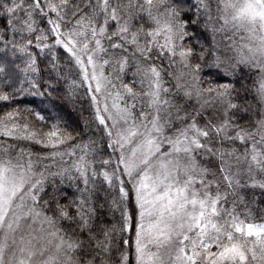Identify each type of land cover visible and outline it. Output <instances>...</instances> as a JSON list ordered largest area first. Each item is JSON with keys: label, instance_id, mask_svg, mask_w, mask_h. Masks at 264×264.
Here are the masks:
<instances>
[{"label": "snow or ice", "instance_id": "6c2138e0", "mask_svg": "<svg viewBox=\"0 0 264 264\" xmlns=\"http://www.w3.org/2000/svg\"><path fill=\"white\" fill-rule=\"evenodd\" d=\"M0 264H264V0H0Z\"/></svg>", "mask_w": 264, "mask_h": 264}, {"label": "trees", "instance_id": "16d2710c", "mask_svg": "<svg viewBox=\"0 0 264 264\" xmlns=\"http://www.w3.org/2000/svg\"><path fill=\"white\" fill-rule=\"evenodd\" d=\"M218 39H221V37L218 36ZM224 43H228V41H223ZM73 117L75 118V114H73Z\"/></svg>", "mask_w": 264, "mask_h": 264}, {"label": "rangeland", "instance_id": "374dc122", "mask_svg": "<svg viewBox=\"0 0 264 264\" xmlns=\"http://www.w3.org/2000/svg\"><path fill=\"white\" fill-rule=\"evenodd\" d=\"M230 34V33H229ZM236 39H239V37H236Z\"/></svg>", "mask_w": 264, "mask_h": 264}]
</instances>
